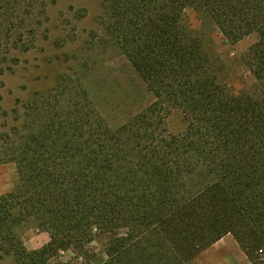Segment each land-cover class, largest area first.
I'll use <instances>...</instances> for the list:
<instances>
[{
	"label": "trees",
	"instance_id": "trees-1",
	"mask_svg": "<svg viewBox=\"0 0 264 264\" xmlns=\"http://www.w3.org/2000/svg\"><path fill=\"white\" fill-rule=\"evenodd\" d=\"M99 1L105 41L153 100L117 128L78 78L27 101L2 139L16 180L0 194V250L18 264H74L60 259L69 249L92 264H188L231 234L251 264H264V0ZM24 2L0 0V22ZM186 9L225 42L255 35L241 54L250 88L219 80ZM169 107L182 113L180 133L167 132ZM22 224L48 241L27 250Z\"/></svg>",
	"mask_w": 264,
	"mask_h": 264
},
{
	"label": "rangeland",
	"instance_id": "rangeland-1",
	"mask_svg": "<svg viewBox=\"0 0 264 264\" xmlns=\"http://www.w3.org/2000/svg\"><path fill=\"white\" fill-rule=\"evenodd\" d=\"M101 12L99 0H25L9 23L0 22V194L9 191L16 180L14 164L2 152L3 135L19 123L27 101L52 92L62 78H78L112 128L123 125L152 102V94L127 57L105 41ZM183 19L201 36L217 62L219 80L234 91L250 88L254 79L241 54L255 41V35L225 42L216 26L195 10L186 9ZM165 125L173 134L184 129L179 108L167 109ZM16 232L27 250L48 241L46 232L30 224L18 226ZM107 240L108 236L102 235L93 243L98 260L104 258ZM75 256L71 249L60 252L62 260L92 264ZM0 264L18 263L12 253L0 250ZM188 264L225 263L211 245Z\"/></svg>",
	"mask_w": 264,
	"mask_h": 264
},
{
	"label": "crops",
	"instance_id": "crops-1",
	"mask_svg": "<svg viewBox=\"0 0 264 264\" xmlns=\"http://www.w3.org/2000/svg\"><path fill=\"white\" fill-rule=\"evenodd\" d=\"M212 246L225 264H251L231 234H225Z\"/></svg>",
	"mask_w": 264,
	"mask_h": 264
}]
</instances>
